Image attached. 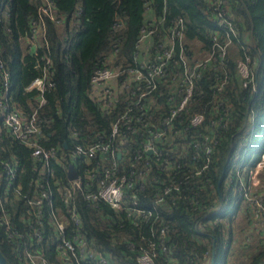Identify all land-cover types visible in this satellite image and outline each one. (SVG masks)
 <instances>
[{
  "label": "trees",
  "instance_id": "16d2710c",
  "mask_svg": "<svg viewBox=\"0 0 264 264\" xmlns=\"http://www.w3.org/2000/svg\"><path fill=\"white\" fill-rule=\"evenodd\" d=\"M223 1L235 36L232 31L220 32L214 41L219 29L213 0H0V61L10 75L6 102L27 116L35 111L43 132L40 143L55 149V157L47 163L32 157L27 147L6 132L0 112V172H4L3 163L15 161L13 185L20 186V193H29L36 185L55 193L56 185L67 181L72 164L82 181L74 200L80 223L70 220V206L56 194L52 206L68 218L64 237L77 234L84 239L95 264L98 257H108L107 264H139L137 257L143 252L154 255L152 264H205L212 251L214 264H227L235 243L234 217L242 214L245 202L241 174L247 177L264 151V0ZM48 3L51 17L41 12ZM147 20L156 28L153 45L172 37L173 59L178 61L183 54L193 64L206 53L212 58L197 71L192 105L172 121L171 130L160 124L168 107L167 85L158 89L160 107L151 113L148 127L121 128L127 140L115 152V174L130 184L124 189L123 203L114 208L102 200L84 198L96 189L110 156L73 159L71 150L76 143L107 138L125 112L130 88L119 82L116 102L103 110L90 96L91 77L99 68L115 66L128 75L127 69L136 66L139 37ZM178 20L182 30L173 35ZM39 26L33 50L30 36ZM227 34L230 44L220 56L215 43L224 44ZM159 53L158 48L148 50L150 58ZM245 56L252 61L246 87L237 68ZM174 67L179 70L180 64ZM44 71L51 85L43 92L28 90ZM192 113L202 114L204 123L184 130L179 121L187 122ZM149 130H165V139L154 142L159 160L144 149ZM206 135L214 139L208 156L200 143L194 145ZM0 183L4 186V178ZM9 193L13 195L12 190ZM158 197L162 202L155 206ZM7 207L13 224L28 234L30 229L24 228L20 217L24 200L18 197ZM136 209L151 214H134ZM250 210L246 205V222H250ZM47 212L46 208L40 242L27 236L8 242L0 228V252L7 264H30L24 249L41 253L49 264H67L57 254L59 235L48 223ZM246 238L243 247L249 245ZM244 258L242 264H264V246Z\"/></svg>",
  "mask_w": 264,
  "mask_h": 264
},
{
  "label": "built area",
  "instance_id": "2783aa9c",
  "mask_svg": "<svg viewBox=\"0 0 264 264\" xmlns=\"http://www.w3.org/2000/svg\"><path fill=\"white\" fill-rule=\"evenodd\" d=\"M223 0H213V7L216 14V22L218 31L213 35L212 39L217 40V35L220 32L232 31L233 36L235 33L232 30V24L227 18V13L223 7ZM43 14L52 15V8L48 5L41 8ZM52 19V18H51ZM140 33L138 50L134 59L136 62L135 67L127 69L128 75L125 70L119 66L115 68L102 67L95 71L91 77L90 96L99 104L101 109L106 110L112 108L116 102L117 94L116 87L120 82L121 87L130 92H127V108L125 112L116 120L112 125L110 135L107 138L99 136L97 140H93L85 145L76 143L71 150V157L76 158H96L97 156H110L109 165L105 170L102 179L97 184L95 190L88 191L84 194L86 200H102L109 204L111 207H119L124 200V189L130 183L124 176L118 177L115 162V152L124 144L127 138L122 135L121 128L128 131H135V126L148 127L150 123L151 113L157 111L160 107L158 99V89L162 85L168 86V94L166 103L168 105L167 112L162 116L160 124L164 129L171 130L173 127L172 121L177 119L186 112L190 105H192L193 98L196 90V77L197 71L205 66V64L212 58V54L206 53L201 59L193 64H189L183 54H180L179 60L172 58L173 55V41L172 37L165 39L156 45H153V35L156 31L154 25L147 20ZM182 21L178 20L174 23L172 34L178 35L182 30ZM41 28L33 29L30 36L31 47L35 49V39L40 36ZM224 44L219 45L215 43L218 48L220 56H224L225 50L230 44V38ZM158 48L159 54L150 58L148 56L149 48ZM180 64V69H175V65ZM251 57L245 56L244 60H240L237 64L238 73L243 80V86L248 85L249 78L251 79ZM174 65V66H173ZM124 75V79L121 76ZM0 78L2 81V90L0 91V112L3 127L6 132L13 137L16 141L27 147L31 151V156L47 163L49 159L55 157V149L53 147L46 148L40 143V138L43 134L42 127L39 119L34 111L30 115H25L22 111L16 108H9L6 102L8 87L10 84V75L4 69L0 61ZM47 77L45 71L41 77L35 78L27 87L28 90L36 89L43 92L46 86L51 83H46ZM133 84V86H130ZM43 101V100H42ZM219 122V121H218ZM216 122V123H218ZM179 123L183 126L184 130H192L204 123V116L200 113H192L187 122ZM166 133L163 131L149 130V138L144 144V149L148 153L157 155V160L160 158L159 150L154 146L159 140L165 139ZM214 139L208 135L203 137V140L194 142V145H202L205 154L208 156L211 151V145ZM121 156V154H120ZM120 158V157H119ZM208 161V158H206ZM163 166V162H161ZM70 166V165H69ZM206 167V163L202 168ZM69 169V167H68ZM60 182L54 188L55 193H50L44 185L34 186L29 193H20V186H14V178L17 170V164L14 161L12 164L3 163L4 172H0V179L4 178V186L0 183V228L4 232V236L8 242H15L18 239H23L25 236L37 242L42 241V226L44 225L45 210L48 209L47 221L54 225L55 230L59 235V243L56 246V251L59 257L67 264H95L93 252L87 247L84 239L80 238L77 234H73L71 239L64 237V229L67 225L68 218L61 214L59 207L52 206V198L56 194L61 203L65 206H70L68 212L69 218L75 225L80 223V218L74 208V200L77 191H81V178L77 173V178ZM75 169V167H74ZM76 170V169H75ZM86 170V169H85ZM264 170V151L260 155V159L255 166L249 171L248 180L250 185H254L257 175ZM51 171L50 169L48 170ZM77 172V171H76ZM84 173H89L88 170ZM198 173V172H196ZM46 175H40L44 179ZM244 197L247 206L253 208L254 215H262L264 213V200L261 196L251 195L249 188L243 187ZM12 190L13 195L9 191ZM167 192V190H166ZM84 193V192H82ZM251 195V196H250ZM22 198L24 200V208L20 215L24 228L28 227L30 232L28 234L22 233L17 226H15L9 216V208L7 203H12L13 200ZM162 202L161 197L155 202V206ZM134 214L145 215L151 214L150 210L136 209ZM164 230H161V235ZM22 254L26 257L30 264H49L41 253H32L24 249ZM153 254L143 252L137 257L139 264H152ZM108 258V257H107ZM106 257H98L97 264H107ZM73 259L74 262H71Z\"/></svg>",
  "mask_w": 264,
  "mask_h": 264
},
{
  "label": "crops",
  "instance_id": "0c3cea01",
  "mask_svg": "<svg viewBox=\"0 0 264 264\" xmlns=\"http://www.w3.org/2000/svg\"><path fill=\"white\" fill-rule=\"evenodd\" d=\"M248 176H249V171L247 173V177H245L243 174H241L240 181H241L242 186L249 188L250 193H254V195H258V196L263 197L264 196V170H262V172H260L257 175V177H256L257 179H256L254 185H250L249 180H248ZM245 204L247 205L246 201L243 202V204L240 207L241 210L243 209V212L241 215H242V219L244 220L243 224L245 223L242 227H240V230L242 232V229H243L242 235H245V238L247 237L246 242L249 245H248V247H243L242 239L239 241V244H241V247L239 246V248H241L239 252L241 253V255H242V252H244V254L241 256V257H243L242 259H244V256H246V254H248V252L250 253V252L255 251L258 248L264 246V227L261 226L262 224H260V223H264V213L262 215H258L256 217L254 215V212H252L253 208L248 206L251 209L250 210V217H249L250 222H248V220L246 222V220L243 216V215H246V212H245V206L246 205ZM238 214H240V212H238L237 215ZM254 220L255 221L258 220L257 224L254 222ZM249 232H251L252 237L250 235H248ZM236 242L237 241L235 239V243ZM228 261H229V259H228ZM228 261H227V264H234V263H232V261H231V263H229ZM239 263H240V261L237 262V264H239Z\"/></svg>",
  "mask_w": 264,
  "mask_h": 264
},
{
  "label": "rangeland",
  "instance_id": "374dc122",
  "mask_svg": "<svg viewBox=\"0 0 264 264\" xmlns=\"http://www.w3.org/2000/svg\"><path fill=\"white\" fill-rule=\"evenodd\" d=\"M250 194L254 195V193H250ZM243 221L244 220L242 219V215L241 214L235 215L233 224H234V228H235L234 232H235V237H236L235 239H236L237 243L232 244V246L230 247V254H229V258H228L229 259V261H228L229 263H231V261H232V263H234V264L236 263L237 264V262L240 261L239 264H242V262L245 261V258L242 259L243 257H241L244 254V252H242V255L239 252L240 249H241V248H239V246L241 247V244H239V241L241 239L243 241L244 238H245V235H242V232L240 230V227H242L245 224V223L243 224ZM254 222L257 224L258 220H256V221L254 220ZM260 224H262L261 226L264 227V223H260ZM248 235H250L252 237L251 232H249Z\"/></svg>",
  "mask_w": 264,
  "mask_h": 264
},
{
  "label": "water",
  "instance_id": "95a60500",
  "mask_svg": "<svg viewBox=\"0 0 264 264\" xmlns=\"http://www.w3.org/2000/svg\"><path fill=\"white\" fill-rule=\"evenodd\" d=\"M255 66H256V64H255ZM64 146H66V144L64 143ZM117 157L119 158L120 157V153H118L117 154ZM229 158H230V154L228 155V157H227V160H226V163L228 162V160H229ZM226 165H224V167H223V170H222V173H221V175H220V178H219V181H218V190H219V186H220V183L222 182V180H223V178H224V174H225V167ZM77 172H76V170L74 169V166L71 164L70 166H69V169H68V178L70 179V180H74V179H76L77 178ZM220 194V193H219ZM214 251H212L211 252V256H210V258L209 259H207L206 260V262H205V264H214ZM0 264H7V261H6V259H5V257L2 255V253L0 252Z\"/></svg>",
  "mask_w": 264,
  "mask_h": 264
}]
</instances>
